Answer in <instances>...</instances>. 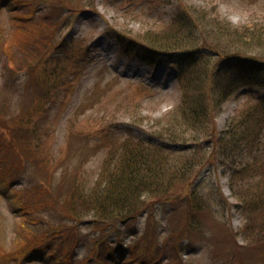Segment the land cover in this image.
<instances>
[{
  "label": "rangeland",
  "instance_id": "374dc122",
  "mask_svg": "<svg viewBox=\"0 0 264 264\" xmlns=\"http://www.w3.org/2000/svg\"><path fill=\"white\" fill-rule=\"evenodd\" d=\"M39 5V11L46 6L45 3ZM35 7L33 5L27 10L18 4V0H0V29L10 35L16 29L19 17L30 24L35 22V17L41 14L38 12L35 16ZM74 8L71 13L62 14L55 29L52 49L33 71L27 68L16 70L11 65L6 66L10 68L7 69L0 62V106L6 101L9 104L8 111L0 107L3 111L0 116V167L3 174L11 173V179L15 181L9 184L5 180L0 184V264H56L55 256L49 255V248L44 252L27 253L16 260L10 255L6 256L8 259L2 258L13 246L19 223L26 219L18 209L15 192L39 185L46 193L34 189L32 195L38 198L35 200L45 201L52 197H49L51 191L48 192L44 180L38 174L34 175L28 165L16 175L15 166L21 169L25 163H20L15 155L20 149L16 132L7 130L9 118L13 116L8 117L10 109L18 107V104L20 109L29 108L30 102L26 99L36 92L45 97V116L37 124L42 129L49 128L52 133L51 138L44 142L46 149L52 158L62 157L67 136L72 132L68 162L73 165L77 161L74 151L86 148L88 155L81 172L87 181L98 178L107 155L106 143L127 138L149 147L159 146L165 149L164 153L176 154L178 160L190 161L201 167L193 187L201 196L197 195V204L203 199L201 206L204 210L200 204L197 206V210L202 209L198 212L202 230L192 229L191 235H199L196 242L189 239L187 232L181 240L186 247L185 254L181 256L184 262L235 264L236 261H245L248 264L257 257L255 252L264 255V249H258L259 244L264 243V213L248 211L234 198L230 189V180L235 174L232 166L241 169L250 164L259 155L257 151L245 150L232 155L221 152L218 142L215 148L214 143L210 147L204 141L197 146L190 142L186 145L169 144L164 142L168 138L162 131L165 118L176 113L177 109L179 111L183 92L180 83L190 76L195 63L201 65L196 72L204 83L212 71H220L224 75L229 73V67L232 70V67L244 64L237 60L238 54L225 46L224 33L218 30L217 22L219 27L225 21L234 28L243 30L247 26L250 30L255 28L256 34L261 33L264 30V0H79ZM190 10L196 11L194 16ZM168 28L181 29L180 33L188 35V42L179 49L162 54L150 52L147 58H140L141 55L135 51L139 46H134V51L127 49L128 43L132 44L130 39L135 36ZM22 31L28 34V28ZM120 35L125 38L124 42ZM248 65L251 66L238 67V73H251L256 79L264 75L256 72L252 63ZM243 84L238 87L239 91L210 113L208 123L215 130V140L242 111L256 103V97L264 96L260 86ZM21 126L27 128V125ZM261 143L264 144V135ZM259 151H264V145ZM81 172H78L79 176ZM240 180L234 187L244 190L247 179ZM31 203L33 206V201L28 204ZM197 204L181 197L158 201L151 206L152 232L156 235L158 255L166 257L167 261L171 258L174 240L161 235L168 236L169 228L179 231L191 218L195 212L193 206ZM45 211L46 204L41 203V214L33 212L29 218L38 215L42 218ZM147 216L143 213L114 227L118 235L112 236L106 250L113 251L114 243L119 239L122 241L124 255H116L119 264L124 260L138 264L136 253L129 256L127 247H134L133 236L142 234ZM66 224L70 225L69 222ZM75 229L81 240L72 250L70 261L79 264L88 259L89 241L95 235L96 227L84 221L75 225ZM46 240L47 244L53 239ZM51 244L52 250L58 245L56 240ZM66 247L57 246L60 252ZM251 253L254 257L250 259Z\"/></svg>",
  "mask_w": 264,
  "mask_h": 264
},
{
  "label": "trees",
  "instance_id": "16d2710c",
  "mask_svg": "<svg viewBox=\"0 0 264 264\" xmlns=\"http://www.w3.org/2000/svg\"><path fill=\"white\" fill-rule=\"evenodd\" d=\"M78 1L18 0V4L27 10L36 5L35 9L33 8L35 16L38 12L41 14L37 15L36 21L31 24L20 20L19 17V20L16 21V29L10 35L4 34L0 29V62L3 66L7 69L10 68L6 66L11 65L16 70L27 68L29 71H33L35 65L52 49L51 45L56 36L55 29L62 14L71 13ZM40 3L46 4L41 11L38 10ZM190 13L194 16L196 11L190 10ZM25 15L22 17L24 18ZM219 25L217 22L218 30L224 33L225 46L230 48L234 54H238V57L236 55L239 58L237 60L244 64L240 63L236 68L232 67V70L229 67V73H223L224 75L220 74V71H212L208 76L205 73L204 75L208 79L207 83H204L201 82V76L199 74L197 76L196 72L201 65L198 62L195 63L190 70V76L182 79L180 83L183 92L179 111L177 109L176 113L165 118L166 124L162 131L167 135L168 140L164 142L175 145H186L190 142L197 146L204 141L210 147L214 143V148L218 142L221 152L225 154L229 152L232 155L245 150L257 151L259 155L253 158L250 164L247 163L241 169L232 166L235 174L230 180V189L234 198L242 203L244 208L252 213L259 212L260 214L264 213V151H259L264 145L261 143L264 135V96L256 97V103L242 111L239 117L232 121L225 130L220 131L217 140H215V130L209 125L208 118L212 111H216L217 106H221L229 96L239 91V86H244L243 82L245 85H258L264 90V75L261 76L262 78L257 76L259 78L256 79L252 77L251 73L242 75L237 70L241 65L246 68L251 66L248 63H252L256 67V72L264 73V60H262L264 59V30L256 34L255 28L250 30L247 26L241 30L225 21L220 26L221 28ZM53 26H55L54 30ZM25 28H28L27 35L22 31ZM180 31L179 28L176 30L168 28L160 29L157 32L142 33L130 39L132 44L129 42L127 49L134 51V46H139L135 51L139 56L141 55L140 58L149 57V53L153 51L162 54L166 51L179 49L182 44L188 42L186 39L188 35L180 33ZM120 36L122 39L124 38L122 35ZM251 69L254 70V68ZM29 98L26 99L28 103L30 102L29 108L20 109L18 104V107L11 108L8 114V117L12 114L13 116L9 118L10 126L7 130L15 131L16 139L19 140L17 142L20 149H17L18 154L15 153V155L17 159L19 158L20 163H25L21 169L15 166L14 172L19 175L28 165L34 175L38 174L44 180L48 192L51 191L49 197H52L45 201L35 200L38 198L32 195L34 189L35 191L37 189L41 192L45 191L39 185L30 190L15 192L18 209L21 211L22 218L26 217V219L19 223L13 246L2 258L8 259L6 256L10 255L16 260L21 256L24 257L27 253L44 252L49 248V255L55 256L56 264H73L70 261L73 255L72 250L81 240L78 232L75 231V225L88 221L96 227L95 235L89 241L87 261H81L79 264H119L116 255H124L125 247H122V241L119 239L114 243L113 251L106 250L112 236L118 235L114 227L134 220L145 213L148 216L142 234L136 233L133 236L134 243L132 245L134 247H127L129 256L136 253L138 264H195L196 261L193 260L185 262L184 259L182 260L181 256L185 254L186 247L181 240L187 232L189 239L196 242L199 235L190 233L192 229L202 230L198 212L203 209L201 206L203 199L198 203L202 209L197 210L199 206L196 200L199 194L193 187L201 167L190 161H180L176 154L164 153L165 149L159 146L149 147L139 141L127 138L120 142L109 141L106 143L107 155L98 178L92 182L87 181L81 172L88 155L87 149L81 148L80 152L74 151L77 154V161L73 165L68 162L69 150L71 152L72 149H69L70 137H72V132H70L66 139L65 154L60 158H52L49 149H46V145H44V142L51 138L52 133L49 128L42 129L37 124L38 120L45 116V97L42 93L36 92ZM0 107L8 111L9 104L6 101ZM2 115L3 111H0V116ZM22 119H26L25 122H22ZM30 124L32 126H29ZM21 125H27V128L24 129ZM160 137L158 136V138ZM79 171L81 176L78 174ZM10 175L11 173L7 174V172L3 174L2 167H0V179L2 180L0 184H3L5 180L9 181V184L15 182ZM240 178L245 181L247 179L244 190L234 187L236 183L241 182ZM181 197L197 205L193 206L195 211L193 217L188 218L179 231L175 232L174 229L169 228L168 236L161 235L167 240H174L171 258L167 261L166 257L158 255L156 235L152 232L154 225L150 216L151 206L158 201L178 200ZM30 201H33V206L32 203L28 204ZM41 203L46 204V211L42 213L44 216L40 218L38 215L30 219L29 216L33 212L36 215L39 213ZM63 218L66 219L63 220ZM66 222H69L70 225ZM48 238L53 240L46 244ZM55 240L58 245L52 250L51 243ZM61 245H67V247L60 252V248L57 246ZM258 249L259 251L263 250L264 243H260ZM137 250L140 251L137 252ZM255 254L257 257L251 259L253 256L251 253L249 258L252 261H248V264L250 262L251 264H264V255H260L258 252ZM58 255L59 257H57ZM236 262L246 264L245 261ZM121 264L130 263L124 260ZM211 264L217 263L212 261Z\"/></svg>",
  "mask_w": 264,
  "mask_h": 264
}]
</instances>
